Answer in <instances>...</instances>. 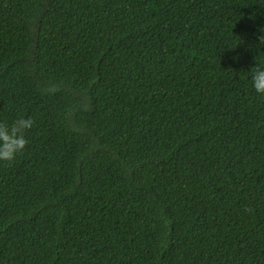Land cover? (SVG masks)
Segmentation results:
<instances>
[{
	"label": "trees",
	"instance_id": "obj_1",
	"mask_svg": "<svg viewBox=\"0 0 264 264\" xmlns=\"http://www.w3.org/2000/svg\"><path fill=\"white\" fill-rule=\"evenodd\" d=\"M264 0H0V264H264Z\"/></svg>",
	"mask_w": 264,
	"mask_h": 264
},
{
	"label": "clouds",
	"instance_id": "obj_2",
	"mask_svg": "<svg viewBox=\"0 0 264 264\" xmlns=\"http://www.w3.org/2000/svg\"><path fill=\"white\" fill-rule=\"evenodd\" d=\"M264 45V37L261 38ZM250 86L259 96H264V66L251 69ZM34 126L31 117H20L11 124L0 123V162L10 163L21 154L29 144L27 134Z\"/></svg>",
	"mask_w": 264,
	"mask_h": 264
}]
</instances>
